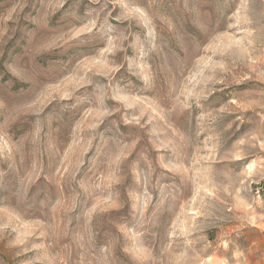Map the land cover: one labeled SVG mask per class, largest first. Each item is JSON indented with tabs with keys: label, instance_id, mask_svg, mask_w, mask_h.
I'll return each instance as SVG.
<instances>
[{
	"label": "rangeland",
	"instance_id": "374dc122",
	"mask_svg": "<svg viewBox=\"0 0 264 264\" xmlns=\"http://www.w3.org/2000/svg\"><path fill=\"white\" fill-rule=\"evenodd\" d=\"M0 264H264V0H0Z\"/></svg>",
	"mask_w": 264,
	"mask_h": 264
}]
</instances>
